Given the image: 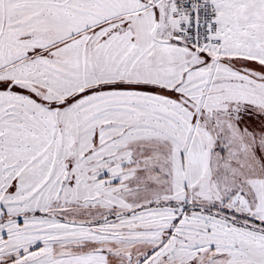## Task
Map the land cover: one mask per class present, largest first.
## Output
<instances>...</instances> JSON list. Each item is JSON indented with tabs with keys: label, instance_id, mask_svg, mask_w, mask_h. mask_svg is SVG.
I'll return each instance as SVG.
<instances>
[{
	"label": "snow or ice",
	"instance_id": "snow-or-ice-1",
	"mask_svg": "<svg viewBox=\"0 0 264 264\" xmlns=\"http://www.w3.org/2000/svg\"><path fill=\"white\" fill-rule=\"evenodd\" d=\"M0 264H264V0H0Z\"/></svg>",
	"mask_w": 264,
	"mask_h": 264
}]
</instances>
